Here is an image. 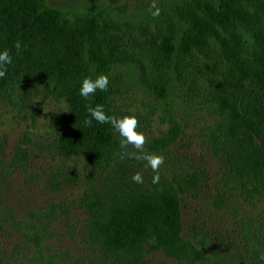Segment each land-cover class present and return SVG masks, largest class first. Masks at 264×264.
Wrapping results in <instances>:
<instances>
[{
	"label": "trees",
	"instance_id": "1",
	"mask_svg": "<svg viewBox=\"0 0 264 264\" xmlns=\"http://www.w3.org/2000/svg\"><path fill=\"white\" fill-rule=\"evenodd\" d=\"M85 1V10H66L46 0H0V51L13 58L0 78V106H60L50 115L52 147L64 161H83L78 206L112 264H147L156 253L198 264L204 252L182 219L208 180L202 170L175 173L170 152L202 124L224 179L246 201L264 199V0H158V16L153 3L126 13L117 0ZM99 74L108 76V90L85 100L81 81ZM88 103L137 117L144 151L165 158L158 183L143 160L121 159L122 138L111 125L85 124ZM26 161L17 147L13 168ZM136 172L142 184L131 180ZM65 180L81 185L70 174ZM247 245L250 256L238 264H264V241Z\"/></svg>",
	"mask_w": 264,
	"mask_h": 264
},
{
	"label": "rangeland",
	"instance_id": "2",
	"mask_svg": "<svg viewBox=\"0 0 264 264\" xmlns=\"http://www.w3.org/2000/svg\"><path fill=\"white\" fill-rule=\"evenodd\" d=\"M157 1L117 0L114 7L129 13ZM46 2L66 10L89 7L85 0ZM59 107L53 102L40 109L0 106V264H112L88 236L86 214L78 206L83 161H64L52 147L50 115ZM201 127L171 149L168 162L175 173L202 170L208 180L198 198L188 202L183 231L204 252L198 264H238L239 256L251 253L244 244L264 241V199L252 202L238 195L199 134ZM17 147L27 150L21 168H13ZM67 174L80 178L81 185L68 183ZM222 193L226 199L219 203ZM146 257L147 264H174L162 253Z\"/></svg>",
	"mask_w": 264,
	"mask_h": 264
},
{
	"label": "clouds",
	"instance_id": "3",
	"mask_svg": "<svg viewBox=\"0 0 264 264\" xmlns=\"http://www.w3.org/2000/svg\"><path fill=\"white\" fill-rule=\"evenodd\" d=\"M153 16H158L160 9L153 3L150 6ZM15 49L21 50V42L16 41L13 45ZM13 58L8 49L0 51V78L6 76L8 71V65L12 64ZM109 78L106 74H99L95 79L91 77H84L81 81V87L79 89V95L85 100H88L90 96L95 95L97 90L106 92L108 90ZM88 112V117L85 119V124L91 126L92 121L95 120L98 124H109L115 133H117L122 139L120 143L121 159L128 157L137 160H143L145 167H148L154 173L152 177V183L156 184L159 182V169L164 163V156L153 152H145L144 145L146 144V137L143 132L137 131L139 127V121L135 115H109L104 109V105L96 104L93 106L91 103L85 105ZM131 145L136 151H127L128 146ZM131 180L134 183L142 184L144 182L143 175L141 172H136L132 175Z\"/></svg>",
	"mask_w": 264,
	"mask_h": 264
}]
</instances>
